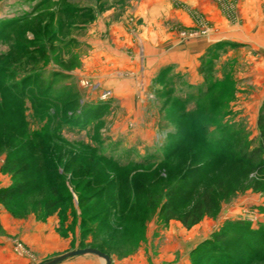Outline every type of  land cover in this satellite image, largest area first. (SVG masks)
Here are the masks:
<instances>
[{"label":"rangeland","instance_id":"obj_1","mask_svg":"<svg viewBox=\"0 0 264 264\" xmlns=\"http://www.w3.org/2000/svg\"><path fill=\"white\" fill-rule=\"evenodd\" d=\"M260 116L264 0H0L7 264H264Z\"/></svg>","mask_w":264,"mask_h":264},{"label":"trees","instance_id":"obj_2","mask_svg":"<svg viewBox=\"0 0 264 264\" xmlns=\"http://www.w3.org/2000/svg\"><path fill=\"white\" fill-rule=\"evenodd\" d=\"M263 117L264 116H260V118L258 120V125H259V129H260V140H261L260 148L257 149L256 151L250 153L249 157L247 158V161H246V159L241 158V157L237 158V156H229V155H227V156L220 155V156L223 158L227 157V159H229V161L235 165L247 166V167L251 168V170L254 169L253 165H256L255 167H257V168L258 167L263 168L264 167V118ZM217 152H219V151L214 152V154L215 155L218 154ZM199 220L200 219L197 220V223Z\"/></svg>","mask_w":264,"mask_h":264},{"label":"water","instance_id":"obj_3","mask_svg":"<svg viewBox=\"0 0 264 264\" xmlns=\"http://www.w3.org/2000/svg\"><path fill=\"white\" fill-rule=\"evenodd\" d=\"M86 255L96 256L97 258L103 259L105 261V264H111V259L107 254L90 248H84L83 250L68 252V254L54 258L52 261L47 262L45 264H60L67 261L69 258L83 257Z\"/></svg>","mask_w":264,"mask_h":264},{"label":"crops","instance_id":"obj_4","mask_svg":"<svg viewBox=\"0 0 264 264\" xmlns=\"http://www.w3.org/2000/svg\"><path fill=\"white\" fill-rule=\"evenodd\" d=\"M1 221L3 220V216L0 217ZM7 240L4 236H1L0 235V264H7V259H6V256L5 255V252L3 250L6 249L5 245L6 244Z\"/></svg>","mask_w":264,"mask_h":264},{"label":"built area","instance_id":"obj_5","mask_svg":"<svg viewBox=\"0 0 264 264\" xmlns=\"http://www.w3.org/2000/svg\"><path fill=\"white\" fill-rule=\"evenodd\" d=\"M22 250H23V247L21 246V244H18V245L15 246V251H16L17 253L22 252Z\"/></svg>","mask_w":264,"mask_h":264}]
</instances>
